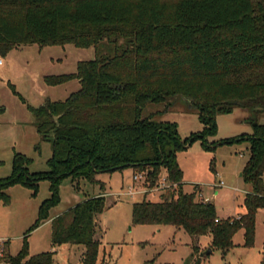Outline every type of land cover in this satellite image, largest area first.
Instances as JSON below:
<instances>
[{
	"label": "trees",
	"instance_id": "obj_1",
	"mask_svg": "<svg viewBox=\"0 0 264 264\" xmlns=\"http://www.w3.org/2000/svg\"><path fill=\"white\" fill-rule=\"evenodd\" d=\"M32 43L93 47L94 57L78 61L75 72L43 77L51 86L74 79L80 85L63 101L31 108L36 131L51 144L48 169L31 172V160L14 152L11 174L0 178L4 200L15 182L35 191L39 180H49L50 197L40 203L30 230L57 204L64 177L95 182L98 172L132 167L144 172L149 188L163 170L175 185L157 201L146 195L132 203V224L181 227L196 239L209 235L211 248L223 252L242 230L243 246H252L256 211L264 208V124L257 119L264 112V0H0V55ZM178 97L202 124L185 139L175 122L153 119ZM148 104L165 107L143 117ZM235 108L250 115V154L240 176L251 189L243 214L219 218L214 203L199 196L198 184L183 190L176 153L195 138L207 143L216 134L217 115ZM104 207V196L97 195L52 218V244L83 245L84 264H94L96 220ZM52 255L27 258L26 237L15 256L6 243L0 248V259L11 264H51Z\"/></svg>",
	"mask_w": 264,
	"mask_h": 264
},
{
	"label": "rangeland",
	"instance_id": "obj_2",
	"mask_svg": "<svg viewBox=\"0 0 264 264\" xmlns=\"http://www.w3.org/2000/svg\"><path fill=\"white\" fill-rule=\"evenodd\" d=\"M93 57V47L39 46L35 43L20 44L6 55H0V104L4 107L0 114V178L11 174L14 152L31 160L29 171L48 169L51 144L42 140L36 131L31 108H38L47 99L63 101L80 85L74 79L51 86L45 84L43 77L75 72L78 61ZM164 107L165 104H148L142 116ZM248 116L249 113L241 108H235L230 114L217 115L216 134L208 137L207 143L195 138L176 153L183 171V190L189 191L192 184H200L202 197L214 203L220 218L236 217L245 212L243 198L251 188L240 174L250 154V142L245 137L251 133L250 125L245 121ZM153 119L175 122L181 139L202 129L197 114L190 111L180 97L173 101L171 108L156 114ZM257 119L264 124V112ZM239 135L244 137L222 142ZM138 173L132 167H125L98 172L95 182L64 177L58 185L57 204L32 230L40 203L50 197V182L39 180L35 191L20 182L11 184L4 190L8 199L0 196V248L6 243L8 253L15 256L26 237L27 258L49 251L53 252L51 264H84L83 245L52 244L50 221L86 198L103 195L105 207L97 216L94 235L99 242L94 264H195L196 261L199 264H260L264 258V208L256 211L252 246H243V231L240 230L233 237L234 247L226 252L213 248L210 254L201 256L202 251L211 247L209 235L196 239L181 227L132 224V203L146 195L157 201L160 194L174 189L172 186L144 192L148 188L145 175L138 180L133 178ZM165 177L163 170L160 180ZM129 188L135 191L134 195L128 193ZM0 264L11 263L0 259ZM19 264H26L25 259Z\"/></svg>",
	"mask_w": 264,
	"mask_h": 264
},
{
	"label": "built area",
	"instance_id": "obj_3",
	"mask_svg": "<svg viewBox=\"0 0 264 264\" xmlns=\"http://www.w3.org/2000/svg\"><path fill=\"white\" fill-rule=\"evenodd\" d=\"M143 175H145L144 172H140V173H138V174H134V175H133V178H134V180H138V179H141V178L143 177ZM166 183H167V181L165 180V178H162V180H159V182L157 183L156 186L151 187V188L148 187V188H146V191H144V192H149V191L159 190V189H161L162 187H164V188H166V187H172V186L175 187V185H171V184H169V183L166 184ZM220 184H222V182H220ZM163 185H164V186H163ZM128 193H129L130 195H134V194H135V191H134L132 188H129Z\"/></svg>",
	"mask_w": 264,
	"mask_h": 264
},
{
	"label": "water",
	"instance_id": "obj_4",
	"mask_svg": "<svg viewBox=\"0 0 264 264\" xmlns=\"http://www.w3.org/2000/svg\"><path fill=\"white\" fill-rule=\"evenodd\" d=\"M181 100L185 101V99L183 97H180ZM190 101V100H189ZM212 252V248L211 247H208L206 250L202 251L200 253L201 256H205V255H208Z\"/></svg>",
	"mask_w": 264,
	"mask_h": 264
},
{
	"label": "crops",
	"instance_id": "obj_5",
	"mask_svg": "<svg viewBox=\"0 0 264 264\" xmlns=\"http://www.w3.org/2000/svg\"><path fill=\"white\" fill-rule=\"evenodd\" d=\"M220 182H221V181H220ZM220 182H219V185H221ZM198 185H199V187H200V195H199V196L202 197V196H203V195H202V191H203V190H201L202 188H201L200 184H198ZM184 186H185V183H184L183 187H184ZM216 194H217V192H216ZM202 198H204V197H202ZM204 199H205V200H208V199H206V198H204ZM209 201H210V200H209ZM217 216H218V215H217ZM237 216H238V215H237ZM237 216H236V217H237ZM218 217H219V216H218ZM219 218H220V217H219ZM50 222H51V221H50Z\"/></svg>",
	"mask_w": 264,
	"mask_h": 264
}]
</instances>
